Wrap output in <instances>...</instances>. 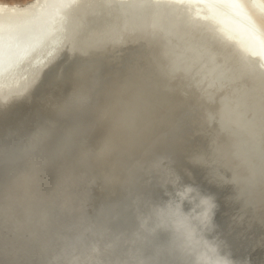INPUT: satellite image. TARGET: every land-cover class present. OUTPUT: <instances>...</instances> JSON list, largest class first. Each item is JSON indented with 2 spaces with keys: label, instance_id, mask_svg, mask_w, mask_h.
<instances>
[{
  "label": "clouds",
  "instance_id": "1",
  "mask_svg": "<svg viewBox=\"0 0 264 264\" xmlns=\"http://www.w3.org/2000/svg\"><path fill=\"white\" fill-rule=\"evenodd\" d=\"M65 2L38 77L0 102V117L42 113L26 133L0 127V264H251L232 242L259 230L252 243L264 246V143L238 162L161 86L149 31L130 25L116 39L93 15L102 0ZM193 169L229 190L226 229Z\"/></svg>",
  "mask_w": 264,
  "mask_h": 264
},
{
  "label": "bare ground",
  "instance_id": "2",
  "mask_svg": "<svg viewBox=\"0 0 264 264\" xmlns=\"http://www.w3.org/2000/svg\"><path fill=\"white\" fill-rule=\"evenodd\" d=\"M71 8L72 4L65 0H43L25 5L0 2V102L22 94L38 77L47 59L45 52L51 55L54 46L60 42L58 33L62 32V22ZM93 15L106 23L116 39H120L130 25L135 26L151 33L160 55L168 51L176 59L185 50L190 54L189 58L195 55L212 70L218 79L201 78L198 66L192 60H186V68L192 69L189 75L194 86L189 85L191 96H185L182 90L173 92L178 102L197 114L200 131L203 130L205 135L218 137L221 143L230 147L234 145L230 132L225 134L219 129L224 127L225 114L222 113V118L217 115L220 124L216 128L207 126L208 115L220 111L219 103L227 104L245 89L254 88L256 92L249 99H255L256 110H264V92L260 87L264 82V0H162L151 7H129L113 0H102V5L93 9ZM202 18L208 20L204 22ZM184 22L189 26L183 25ZM222 24L242 39L229 38L221 31ZM235 62H241L239 65L243 70L239 75L243 76V81L222 80L231 75L228 66ZM217 70L222 73L218 71L217 74ZM161 81L164 87L171 88L165 79ZM210 95L215 96L216 101H212ZM41 119L39 109H30L27 113L17 111L0 117V127L18 121L19 131L26 133Z\"/></svg>",
  "mask_w": 264,
  "mask_h": 264
},
{
  "label": "water",
  "instance_id": "3",
  "mask_svg": "<svg viewBox=\"0 0 264 264\" xmlns=\"http://www.w3.org/2000/svg\"><path fill=\"white\" fill-rule=\"evenodd\" d=\"M180 16L183 17V12L181 10ZM184 16L188 17V15L185 13ZM198 18L201 20V17ZM202 20L205 22L208 19L202 18ZM183 25L189 26V24H187L186 22H184ZM152 26H154V24ZM223 27L224 28H221V31L229 38L235 39V36L239 38L241 37L238 36L239 34L237 35L234 31L227 30L224 25ZM202 29L206 31V28ZM245 45L247 46L246 43ZM248 47H246V49L250 50V47ZM189 56L190 54H188L185 50H182L181 54L178 55L176 59H174V57L168 51H165V53H162L161 55L163 59V66L161 67L162 78L165 79V81L170 85L171 89H173V92H176V90H182L184 95L187 97L191 96V89L189 85H193L191 84V79L189 77V75H191L190 73L192 69L189 71L186 68V60H192L194 65L196 64L198 66L197 72L199 74L198 76H200L201 78L210 79L211 77H214L215 80L218 79V77L213 76L212 70L203 65L195 55L193 56V58H189ZM239 63L241 62H235L232 64L229 63L231 67L228 66V68L231 75L229 77L223 78L222 80L236 82L239 79L240 82L243 81V76L239 75L243 70V67H240ZM218 71L222 73L221 70H217V74H219ZM161 86L164 87L162 81ZM255 92L256 91L254 90V88L251 87L248 90L245 89V91L239 92V95L237 97L229 100L227 104H225L224 102L219 103L221 106L220 111L213 113L214 115H208L207 126L210 128H216L217 125L220 124L219 116L221 117L222 113L225 114L224 116H226V121L223 124L224 127H219V129H223V132H225V134H228L230 132L232 141L234 143V145L231 147L233 156L238 162L245 164L251 163L252 156L257 155L260 152L262 143H264V110H256L255 99L251 101L249 99L251 96H254L253 93ZM210 97L212 101H216L215 96L210 95ZM21 111L27 113L29 110ZM239 113H241V115H238ZM256 113H260V115H256ZM224 116L222 115V117ZM231 120L233 121V124H231ZM231 125L234 126V129L236 131L231 127ZM202 131L200 132L204 134ZM214 139L218 142H221L218 137H214ZM193 173L197 182L200 183L207 192L214 194L217 197V202L220 207L217 212L216 222L221 229H226L229 223V218L234 211V209L226 203V197L229 190L226 188H217L207 184L204 180L203 173L198 169H193ZM259 235L260 231L256 230L253 233H248L246 236H240L234 239L232 244L237 256L250 259L251 264H264V246H260L259 243H257L256 245H253L252 243V241L256 240ZM245 242L248 243L247 246L245 245ZM242 247H246V249ZM244 264H247V260H245Z\"/></svg>",
  "mask_w": 264,
  "mask_h": 264
},
{
  "label": "rangeland",
  "instance_id": "4",
  "mask_svg": "<svg viewBox=\"0 0 264 264\" xmlns=\"http://www.w3.org/2000/svg\"><path fill=\"white\" fill-rule=\"evenodd\" d=\"M8 3H15L17 5H25L27 3L33 2V0H3Z\"/></svg>",
  "mask_w": 264,
  "mask_h": 264
}]
</instances>
